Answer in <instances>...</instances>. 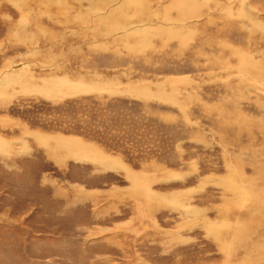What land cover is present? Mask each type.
<instances>
[{
  "label": "rangeland",
  "instance_id": "obj_1",
  "mask_svg": "<svg viewBox=\"0 0 264 264\" xmlns=\"http://www.w3.org/2000/svg\"><path fill=\"white\" fill-rule=\"evenodd\" d=\"M0 264H264V0H0Z\"/></svg>",
  "mask_w": 264,
  "mask_h": 264
},
{
  "label": "bare ground",
  "instance_id": "obj_2",
  "mask_svg": "<svg viewBox=\"0 0 264 264\" xmlns=\"http://www.w3.org/2000/svg\"><path fill=\"white\" fill-rule=\"evenodd\" d=\"M194 4V3H193ZM194 6V5H193ZM198 6V5H197ZM195 10V9H194ZM168 11V10H167ZM170 15V14H169Z\"/></svg>",
  "mask_w": 264,
  "mask_h": 264
}]
</instances>
